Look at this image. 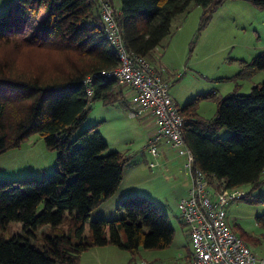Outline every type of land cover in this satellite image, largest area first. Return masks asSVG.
I'll return each mask as SVG.
<instances>
[{"label":"trees","instance_id":"16d2710c","mask_svg":"<svg viewBox=\"0 0 264 264\" xmlns=\"http://www.w3.org/2000/svg\"><path fill=\"white\" fill-rule=\"evenodd\" d=\"M104 1L115 6L114 0H14L0 15L1 43L19 35L28 47L51 45L68 54L65 64L48 73L38 67L21 72L9 65L0 70V154L34 133L58 153L49 176L0 179V264H80L81 254L93 246L117 245L136 256L140 249L159 250L172 244L175 231L167 213L139 194L119 202L117 208L126 216L99 217L90 222V234H84L92 212L118 191L128 161L121 151L107 152L100 123L75 136L89 115L90 98L128 106L122 85L114 78L94 77L93 97L87 94L89 75L118 64L101 15ZM224 1L121 0L117 19L127 47L151 60L153 50L170 34L177 14L189 11L193 4L202 5V30ZM249 1L264 7V0ZM15 10L18 18L13 23ZM259 70H264V51L227 78L236 82L232 92L200 93L179 108L185 118L183 137L197 166L225 178L230 187L251 183L253 190L264 184V81L247 94L239 91V82ZM204 99L217 102L215 116L199 114L198 105ZM224 128L231 132L221 137ZM251 190L243 199L264 203V194L248 198ZM13 221L21 222L35 240L19 233L5 237ZM64 221L70 224L69 233L57 230ZM256 221L263 228L262 239L247 231L239 234L249 243L264 240V212ZM47 225L53 227V234L45 232L39 240L36 231Z\"/></svg>","mask_w":264,"mask_h":264},{"label":"rangeland","instance_id":"374dc122","mask_svg":"<svg viewBox=\"0 0 264 264\" xmlns=\"http://www.w3.org/2000/svg\"><path fill=\"white\" fill-rule=\"evenodd\" d=\"M114 4L117 9L120 8L121 0H114ZM6 10L1 11L3 13L0 15H5ZM203 12L202 5L193 4L189 11L177 14L173 19L171 32L167 36L168 61L174 65L172 68L177 71L176 73L182 75L178 81L171 83V90L173 93V88H175L180 95L185 97L198 92L214 91L213 88L217 87L220 76H232L235 74L234 72H239L242 64L241 59L251 60L264 51V7L255 5L249 0H225L213 13L208 25L201 30ZM44 14L45 9H42L40 17L42 18ZM13 18L14 23L18 18L17 10L14 11ZM30 30L27 29V33H31ZM21 37L17 35L9 42H0V70L9 65L21 72L38 67L40 71L48 73V69L59 65L61 67L68 61L67 53L51 45L28 47L23 44ZM184 45L188 50L185 59L182 60ZM193 63L197 64L193 73L199 75L198 77L192 76L193 73H188L189 66ZM263 81L264 70H259L242 84L239 82V91L247 94L253 85L261 84ZM174 85L175 87H173ZM235 86L236 82L223 83L220 86V95L232 92ZM11 99L14 100L13 97ZM183 102L184 99L179 100L180 107L186 104ZM201 105L205 107L208 114H213L217 102L213 99H204L201 100ZM89 107V115L75 136L83 128L100 123L99 130L102 131L103 137L109 144L107 152L120 150L128 158L119 191L131 187L130 195L147 196L161 206L167 213L175 231L172 244L168 247V254H175L177 251L183 250L188 242L183 228L189 229V227L182 223L180 200L186 194V183L183 177H188L187 174L184 175L176 167L171 166L166 155L154 157L145 148L149 134L148 124H151L152 121L131 116V106L118 104L115 108L106 105L102 100L90 98ZM230 132L229 128H224L219 134L221 137H226ZM57 154L56 151L47 147L45 139L40 134L34 133L22 141L19 146L0 154V179L13 180L27 176L39 178L49 176L56 166ZM180 160L183 158L181 157ZM150 161H158L160 165L155 168L151 167ZM42 169H45L46 173H43ZM261 179L264 180V174ZM240 188L250 191L253 184H244ZM251 191L252 195H249L248 198L264 194V184L257 185ZM118 193L117 191L115 194ZM114 197L110 198L111 200L108 202L111 212L124 213L126 216L123 210L117 208L119 202L126 197L115 204L112 202ZM227 212L228 220L235 232L241 234L242 229H246L251 235L253 234L251 232L259 233V236L257 234H253V236L262 239L260 236L263 233V228L257 223L256 216L264 212L263 202L252 203L248 199H239L227 205ZM97 218L94 212L86 221L84 229L86 236L90 234V222ZM70 229V224L67 221L57 228L58 232L66 233H69ZM36 232L37 238L43 240L45 232L53 234V227L43 226ZM15 233L24 234L32 241L35 240V237L27 233L19 221L11 222L4 232L7 238ZM262 243L264 252V240L257 243L251 241L250 245L259 251L258 248L261 247L259 245Z\"/></svg>","mask_w":264,"mask_h":264},{"label":"built area","instance_id":"2783aa9c","mask_svg":"<svg viewBox=\"0 0 264 264\" xmlns=\"http://www.w3.org/2000/svg\"><path fill=\"white\" fill-rule=\"evenodd\" d=\"M117 13L111 2H103L105 33L118 64L89 75L85 79L87 94L93 97L94 77L116 79L128 88L130 115L152 121L145 145L150 154L166 155L172 160L183 158L180 168L187 174L190 185L180 200L181 219L189 227L193 243V258L184 264H264V258L234 231L228 220L227 205L243 199L248 191L230 187L225 178L210 175L197 166L193 150L183 137L185 118L171 93V82L164 76L165 66L157 68L146 56L127 47ZM159 165L158 161H150L151 167Z\"/></svg>","mask_w":264,"mask_h":264},{"label":"crops","instance_id":"0c3cea01","mask_svg":"<svg viewBox=\"0 0 264 264\" xmlns=\"http://www.w3.org/2000/svg\"><path fill=\"white\" fill-rule=\"evenodd\" d=\"M14 0H2L1 1V5H0V14H2L4 9L6 10L13 2ZM173 23V21H172ZM168 39V37L164 38V40H162L161 44L158 45L152 52L151 54V62L157 67L159 68L161 65L165 66V71L164 72V76L171 82H176L180 79L179 73H176L177 71L175 69H173L172 67H174V65H172V63L170 61H168V43L166 42ZM167 43V44H166ZM187 50L188 48L186 47V45H184V47H182V60L185 59L186 54H187ZM242 64H241V68L240 70L245 66V64L247 63V59H241ZM195 62V61H194ZM197 64L193 63L189 66V74L195 72L194 67ZM188 68V66H186ZM239 70V71H240ZM235 74L237 72H234ZM234 74V75H235ZM192 76H199L196 73H193ZM233 76V75H232ZM230 75L228 76H220L219 77V82L217 84V87L213 88L214 89V94L216 95H220V86L225 83V82H234V80H225L229 77H232ZM222 79V80H221ZM246 80V79H245ZM245 80H241L240 83L242 84L243 81ZM182 82V81H181ZM180 82V83H181ZM172 85V84H171ZM175 87V85L173 86ZM123 88V93L124 96L126 97L127 100V105L130 106V102H129V92H128V88L122 86ZM179 91L176 90L175 88H173V93L171 90V93L173 95V98L175 99V101L177 102V104L179 103V100H183V103H187L188 101H190L191 99H193L196 95L200 94V92L196 93V94H192L190 96H184V95H180L178 93ZM209 92V91H208ZM203 93V92H201ZM115 108H117L116 106H118V103L111 105ZM179 106V104H178ZM180 107V106H179ZM217 111V107H214V112L213 114H208V112H206L205 107H202L201 102L198 105V112L200 115L204 116V117H208L211 118L213 116H215ZM152 124H148V130H149V134L152 131ZM101 127V126H100ZM99 127V128H100ZM102 133V131H101ZM103 134V133H102ZM148 134V136H149ZM148 138V137H147ZM109 145V144H108ZM120 151V150H119ZM168 157V163H171L170 165L176 167V169L183 173L184 175H186L185 171L181 170V160L179 158H175V159H170L169 156ZM175 164V165H174ZM54 167V166H53ZM43 173H46L45 169H42ZM184 181H185V189H186V193H187V189L188 186L190 185V181L188 177H183ZM124 179V178H123ZM123 182V181H122ZM122 184V183H121ZM121 186V185H120ZM131 187H126L123 191H119L118 189V194L114 197V201H112L114 204L117 203V201H120L121 199H123L124 197L129 196L131 193L129 192V189ZM111 197V198H113ZM111 199H108L107 201H105L104 203H102L99 207H97L92 213L95 212L96 217H105L108 219H116V218H120V217H124L125 214L124 213H120V214H115L113 211L111 212L110 210V206L108 205ZM183 224H185L184 222H182ZM184 231L186 232V237L188 239V242L186 244V246L184 247V249L177 251L175 254H168V248L165 249H159V250H151V249H140V251L138 252V254L136 256H134L129 250L121 248L117 245H104V246H93L91 248H89L88 250H85L82 254H81V259H80V264H141V262L143 260H149L152 261L153 263H163V264H184V263H188L192 260L193 258V244H192V240H191V235H190V229H185L183 228ZM247 231L246 229H242V232ZM247 233H250L247 231ZM253 234H257L259 236V233L257 232H251ZM252 234V235H253ZM261 234V233H260ZM123 238H125V235L123 236ZM259 246H261L260 248H258L259 251H255L264 258V252H263V243L260 244ZM139 257V258H138Z\"/></svg>","mask_w":264,"mask_h":264}]
</instances>
